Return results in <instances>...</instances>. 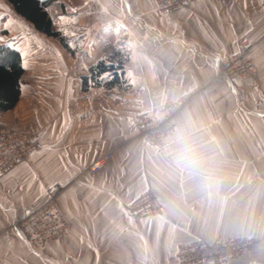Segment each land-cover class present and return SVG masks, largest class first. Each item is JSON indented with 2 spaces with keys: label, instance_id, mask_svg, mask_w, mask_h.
Returning a JSON list of instances; mask_svg holds the SVG:
<instances>
[{
  "label": "crops",
  "instance_id": "1",
  "mask_svg": "<svg viewBox=\"0 0 264 264\" xmlns=\"http://www.w3.org/2000/svg\"><path fill=\"white\" fill-rule=\"evenodd\" d=\"M263 2L195 0L162 14L155 0H64L68 47L17 17L23 26L0 39L24 74L0 122L42 148L0 178V264H179L177 250L195 239L255 240L224 264H264ZM245 42L252 76L229 80L222 60ZM118 59L128 89L84 92L83 76ZM179 101L174 132L146 146L139 119ZM51 190L71 229L30 248L16 224ZM148 191L161 215L132 217L127 206Z\"/></svg>",
  "mask_w": 264,
  "mask_h": 264
},
{
  "label": "built area",
  "instance_id": "2",
  "mask_svg": "<svg viewBox=\"0 0 264 264\" xmlns=\"http://www.w3.org/2000/svg\"><path fill=\"white\" fill-rule=\"evenodd\" d=\"M194 1L155 0L157 10L162 14L189 8ZM262 8L264 9V2ZM251 48L252 46L245 42L237 54L226 56L221 63V75L229 80L251 77L253 68L248 58ZM259 91L264 101V87ZM184 104L185 101L168 103L166 113L161 119L152 117L139 119L140 136L146 146H155L174 132V120ZM41 148L42 143L37 135L17 133L0 122V178L5 177L15 166L27 162L28 158ZM111 157V154H107L97 160L89 168V172L99 173ZM57 194V190L49 191L48 200L16 224L30 248L51 244L70 231V222L59 207ZM127 212L139 220L149 221L161 215L162 207L155 195L148 191L127 206ZM255 244V240L248 239L219 240L212 244L195 239L192 243L179 247L176 259L179 264H224L227 260L248 253Z\"/></svg>",
  "mask_w": 264,
  "mask_h": 264
},
{
  "label": "trees",
  "instance_id": "3",
  "mask_svg": "<svg viewBox=\"0 0 264 264\" xmlns=\"http://www.w3.org/2000/svg\"><path fill=\"white\" fill-rule=\"evenodd\" d=\"M6 2L17 17L37 32L56 39L61 45L68 47L69 40L54 29V18L66 13L64 0H6ZM70 53L74 54L72 51ZM124 65L123 59L111 64L98 63L88 75L82 77L84 92L92 87H102L108 93L128 89ZM23 74V60L20 53L0 39V112L9 111L17 104Z\"/></svg>",
  "mask_w": 264,
  "mask_h": 264
},
{
  "label": "rangeland",
  "instance_id": "4",
  "mask_svg": "<svg viewBox=\"0 0 264 264\" xmlns=\"http://www.w3.org/2000/svg\"><path fill=\"white\" fill-rule=\"evenodd\" d=\"M11 8L12 7L6 1L0 0V20L3 21V22H1V23H3V25L1 24L0 35H3V32H5V35H7L11 28H20L19 26H23L19 23L17 16L14 14V11H12L13 9H11ZM73 13H75L74 10L72 11V14ZM1 14H4V17H2ZM63 22H65V21L63 20ZM27 27L30 28V25L29 24L26 25V28ZM54 29L56 31L60 32L62 35V16H58L57 18L56 17L54 18ZM3 43H6V42L3 41ZM61 238H59V239H61ZM59 239H57V240H59Z\"/></svg>",
  "mask_w": 264,
  "mask_h": 264
},
{
  "label": "snow or ice",
  "instance_id": "5",
  "mask_svg": "<svg viewBox=\"0 0 264 264\" xmlns=\"http://www.w3.org/2000/svg\"><path fill=\"white\" fill-rule=\"evenodd\" d=\"M13 227H15V225H13ZM17 235H20V233H19V232H17Z\"/></svg>",
  "mask_w": 264,
  "mask_h": 264
}]
</instances>
